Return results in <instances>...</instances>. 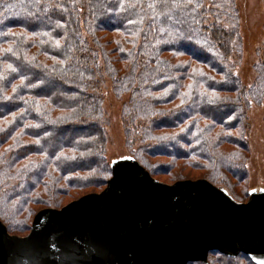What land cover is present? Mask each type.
Returning a JSON list of instances; mask_svg holds the SVG:
<instances>
[{"label": "trees", "instance_id": "1", "mask_svg": "<svg viewBox=\"0 0 264 264\" xmlns=\"http://www.w3.org/2000/svg\"><path fill=\"white\" fill-rule=\"evenodd\" d=\"M241 48L235 0H0V222L106 185L108 88L126 98L129 159L153 178L207 172L232 199L214 181L245 176L247 112L264 97V57L246 89ZM212 252L188 264H254Z\"/></svg>", "mask_w": 264, "mask_h": 264}, {"label": "water", "instance_id": "2", "mask_svg": "<svg viewBox=\"0 0 264 264\" xmlns=\"http://www.w3.org/2000/svg\"><path fill=\"white\" fill-rule=\"evenodd\" d=\"M100 193L43 209L26 237L0 222V264H188L209 252L264 264V193L234 202L205 179L165 184L137 161Z\"/></svg>", "mask_w": 264, "mask_h": 264}, {"label": "rangeland", "instance_id": "3", "mask_svg": "<svg viewBox=\"0 0 264 264\" xmlns=\"http://www.w3.org/2000/svg\"><path fill=\"white\" fill-rule=\"evenodd\" d=\"M235 3L239 15V33L242 44L241 56L237 61L235 72L243 86L249 89L255 80V67L259 64L260 59L264 57V0H235ZM123 99L116 98L109 88L107 93L103 92L102 110L107 137L105 156L111 167L128 158L129 154L132 153L125 142L122 123ZM247 121V150H245L243 158L246 170L245 176L242 179H234L228 176L227 181L222 179L214 181L217 186H225L229 190L232 199L238 203L247 202L246 193H264V97L260 102L249 106ZM134 147L133 150H135ZM148 161L149 164L154 165L166 160L148 158ZM165 173L167 174H160L155 178L168 185L172 184L171 182L175 178L197 180V178L208 176L207 172L192 171L182 164L172 167L171 170L168 169ZM105 187L106 185L94 192L100 193ZM90 191H69L65 196L56 195L53 197L54 201L48 200V203L50 202L53 205V203L58 202L57 204L60 206H65L79 199L78 196ZM42 207L29 205L21 213H17L16 210L11 211L14 217H10L9 220L3 219V223H1L10 235L26 237L29 234L34 213Z\"/></svg>", "mask_w": 264, "mask_h": 264}, {"label": "snow or ice", "instance_id": "4", "mask_svg": "<svg viewBox=\"0 0 264 264\" xmlns=\"http://www.w3.org/2000/svg\"><path fill=\"white\" fill-rule=\"evenodd\" d=\"M7 51H8V52H11V51H12V49H8ZM13 91H15V89H14ZM182 131H183V130H182ZM37 143H38V142H37Z\"/></svg>", "mask_w": 264, "mask_h": 264}]
</instances>
